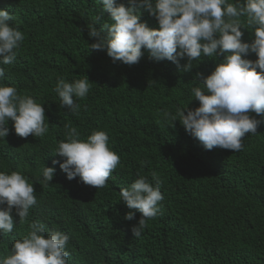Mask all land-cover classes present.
Returning a JSON list of instances; mask_svg holds the SVG:
<instances>
[{
	"label": "trees",
	"instance_id": "trees-1",
	"mask_svg": "<svg viewBox=\"0 0 264 264\" xmlns=\"http://www.w3.org/2000/svg\"><path fill=\"white\" fill-rule=\"evenodd\" d=\"M102 8L100 0H0V9L14 15L10 23L25 34L14 63L0 65V83L42 104L49 125L42 138H21L9 121V135L0 139V172L28 177L37 197L26 220L13 210L14 228L0 234V253L10 254L35 221L70 237L69 264H264V123L234 152L205 150L179 121L170 125L163 119L165 111L199 106L190 90L200 84L193 79L196 73L209 75L223 57L202 55L187 72L186 59L178 68L143 49L137 64L113 63L105 50L90 48L95 40L87 28L112 22L107 12L95 22ZM141 21L158 28L147 12ZM242 31L244 42L254 38L253 29ZM59 78L89 79L88 95L74 98L78 113L60 106ZM65 124L76 127L82 140L96 130L108 134L120 164L106 187L85 185L78 176L68 180L59 164L50 184L37 181L45 166L64 160L55 149L65 140ZM141 161L149 164L141 167ZM138 176L158 182L163 200L135 238L131 229L142 214L127 208L120 189ZM129 211L135 212L131 221L124 218Z\"/></svg>",
	"mask_w": 264,
	"mask_h": 264
},
{
	"label": "clouds",
	"instance_id": "clouds-1",
	"mask_svg": "<svg viewBox=\"0 0 264 264\" xmlns=\"http://www.w3.org/2000/svg\"><path fill=\"white\" fill-rule=\"evenodd\" d=\"M100 3L103 8L95 22L103 12L110 14L112 22H105L99 30L95 23L87 28L88 36L95 40L90 48L105 50L113 63L137 64L143 49L154 59L173 62L178 68L180 60L186 59L183 71L187 72L202 55L223 57L209 75L196 73L193 79L200 84L190 90L199 106L177 107L174 114L165 111L163 119L170 125L179 121L205 150L216 147L242 150V138L246 134L255 135L264 123L257 119L264 116V0H126V4L100 0ZM144 12L157 21L158 28H149L141 21ZM13 19L8 9H0V65L14 63L25 39V34L10 23ZM248 28L253 29L254 38L244 42L242 29ZM105 29L107 34L102 35ZM251 54L257 59L247 58ZM4 76L5 69L0 67V79ZM89 90L88 78L74 82L59 78L55 87L60 106L73 114L80 108L74 98H85ZM45 117V107L33 97L19 94L15 86L0 83V139L9 135V121L19 137L42 138L49 131ZM64 127L65 140L58 141L55 149V154L64 160L62 163L53 160V167L45 166L43 179L37 181L50 184L56 171L54 166L59 164L68 180L78 176L85 185L106 187L120 164V156L109 147L108 134L96 130L82 140L76 127L70 124ZM140 163L141 167L149 164ZM120 197L128 209L142 214L131 229L138 238L147 222L158 214L159 202L163 200L160 185L138 176L130 186L120 189ZM36 204L34 182L17 171L0 172V234L13 231V210L23 221ZM124 218L135 219V212L129 211ZM69 239L62 231H49L34 221L27 234L14 241L10 254L0 253V264H69L70 252L66 250Z\"/></svg>",
	"mask_w": 264,
	"mask_h": 264
}]
</instances>
